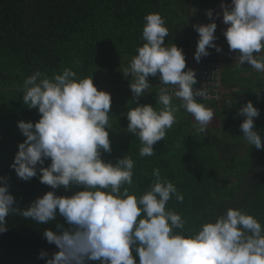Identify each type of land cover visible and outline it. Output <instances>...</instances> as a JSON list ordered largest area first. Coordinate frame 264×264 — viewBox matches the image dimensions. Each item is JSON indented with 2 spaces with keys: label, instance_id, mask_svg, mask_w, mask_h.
I'll list each match as a JSON object with an SVG mask.
<instances>
[{
  "label": "clouds",
  "instance_id": "1",
  "mask_svg": "<svg viewBox=\"0 0 264 264\" xmlns=\"http://www.w3.org/2000/svg\"><path fill=\"white\" fill-rule=\"evenodd\" d=\"M220 7L227 25L223 36L229 51L235 53L236 66L247 64L264 73V0H230ZM206 16L212 20V10ZM144 21V43L122 73L130 77L134 101L148 93L149 77L160 79L159 110L151 104H136L126 112L125 131L139 138V156L150 157L176 122L180 108L193 117L199 133L207 131L214 113L197 100L207 99L208 93L202 86L194 87L196 72L185 70L183 50L165 44L169 30L164 18L149 13ZM192 27L199 37L194 52L197 63L211 54L209 49L222 51L215 43L214 20ZM76 77L65 68L52 78L36 71L23 82L22 102L36 109L40 118L35 123L17 122L25 139L9 167L21 181L36 177L52 190L19 208L6 177H0V234L8 230L11 214L41 225L55 222L42 234L56 247L51 256L39 252L38 259L45 264H264V226L254 216L228 208L214 222L185 235L186 221L166 207L173 197L183 202V195L161 178L159 169H153L155 180L147 191L139 197L130 194L124 186L133 184L134 160L130 156L115 163L102 159L103 153L112 150L111 95L98 90L92 76ZM174 99L181 103L174 104ZM237 114L244 117L239 125L244 140L264 150L262 137L254 130L259 110L248 101ZM46 160L50 163L44 167ZM57 189L72 194L57 195Z\"/></svg>",
  "mask_w": 264,
  "mask_h": 264
},
{
  "label": "trees",
  "instance_id": "2",
  "mask_svg": "<svg viewBox=\"0 0 264 264\" xmlns=\"http://www.w3.org/2000/svg\"><path fill=\"white\" fill-rule=\"evenodd\" d=\"M225 0H0V177H6L10 193L16 197V206L27 207L37 197L52 190L34 177L21 181L9 167L25 137L17 127L18 121L37 122L40 114L22 102L24 80L36 71L48 78L70 68L77 79L92 76L98 90L112 93L120 89L118 104L109 113L111 153L102 159L115 163L130 156L135 164L133 184L129 193L137 197L147 191L155 180L153 169H159L161 178L172 182L183 195V202L173 197L167 209L186 221L184 234L196 231L201 224L223 215L228 208H237L254 216L264 226V150H257L243 138L239 125L244 117L238 110L248 101L259 110L254 118V130L264 144V77L251 75L243 80L237 72L246 71L226 61L214 49L210 55L220 58L221 87L218 92L202 74L210 60L194 59L198 33L193 24L214 22L221 2ZM229 1V0H226ZM212 10L213 19L206 16ZM159 13L169 30L165 44H174L183 50L186 69L196 72V88L208 87L207 99L201 100L214 113L205 133H199L193 117L183 108L176 114V122L158 142L155 155L140 157L142 144L138 137L127 133L126 112L136 104L156 102L161 88L159 77H149L148 93L133 100L130 88L118 83L123 78L122 68L129 62L125 56H135L143 45L141 39L144 17ZM219 29L214 35L218 37ZM121 65V66H120ZM104 74L107 76H100ZM217 76V74H213ZM114 77L115 79H112ZM203 78V79H202ZM129 81L130 77H127ZM129 83V82H128ZM242 88L240 96L234 89ZM259 89V95L256 93ZM232 92V94H229ZM226 94L218 99L221 94ZM173 103L181 102L174 99ZM115 123V124H114ZM50 161H45L47 167ZM39 175V174H38ZM80 190L74 188L72 191ZM57 189V195H71ZM60 219L59 217L57 218ZM8 230L0 234V264H45L38 259L41 250L56 251L43 238L48 225L36 224L19 214L7 217ZM181 232V230H175Z\"/></svg>",
  "mask_w": 264,
  "mask_h": 264
},
{
  "label": "rangeland",
  "instance_id": "3",
  "mask_svg": "<svg viewBox=\"0 0 264 264\" xmlns=\"http://www.w3.org/2000/svg\"><path fill=\"white\" fill-rule=\"evenodd\" d=\"M230 4V0L229 1H223V2H221V4ZM217 22H218V29H219V33L221 32V30H223V22H222V13H221V7L219 6V9H218V15H217ZM125 59L126 60H128V62L130 63V61H131V59H132V57L131 56H125ZM129 65V64H128ZM128 65L126 66V67H128ZM121 66V65H120ZM126 67H123L122 68V70L124 69V68H126ZM121 70V71H122ZM100 76H107V75H104V74H100ZM112 79H115L114 77H111ZM92 79H93V83H94V85L96 86V82H98V81H103L104 79H101V78H96V79H94V77H92ZM128 79H127V77H125L124 75H123V78H119L118 80H117V82L118 83H121V86H125V88H128L129 87V83H130V79H129V83L128 82H126ZM220 80V85H221V79L219 78L218 79V81ZM204 82V81H203ZM206 90H208L207 89V87H204ZM103 91H106V92H108V93H110V95H111V107L112 108H116L117 106H113L115 103L116 104H118V96L120 95V89H119V91L117 90V89H115V91H112V93L111 92H109V91H107V90H105V89H102ZM234 93L235 92H237V94L240 96L238 99H236V100H241V96H242V94H243V92H242V88L240 89V90H234L233 91ZM229 94H232V92H230ZM223 96H226V94L224 93V94H221L219 97H218V99H220V98H222ZM244 104H242L241 105V107L243 106ZM110 111H112L111 110V108H110ZM177 113H179V111L177 112ZM176 113V114H177ZM115 124V123H114Z\"/></svg>",
  "mask_w": 264,
  "mask_h": 264
},
{
  "label": "crops",
  "instance_id": "4",
  "mask_svg": "<svg viewBox=\"0 0 264 264\" xmlns=\"http://www.w3.org/2000/svg\"><path fill=\"white\" fill-rule=\"evenodd\" d=\"M226 27H227V25L223 24V30H221L220 33L218 32V34H217L218 37H217L215 43L222 48V51L220 53H218V54L220 56H222V58H224V60L229 61V62L230 61H234L235 62V60H234L235 59V53L229 51L227 42H226V40H225V38L223 36V31L226 29ZM214 52H216V51H214ZM234 66H236V62L234 64ZM242 67L246 71L242 72L239 69V71L237 72V74H238L237 77L238 78H241V79L246 81V79L244 77H248V76H251V75L255 76L254 79L256 78V76L260 77V75H262L264 77V73L257 72L255 69H253L251 66H249L247 64H245L243 66H240L239 68H242ZM234 90H236V89H234Z\"/></svg>",
  "mask_w": 264,
  "mask_h": 264
},
{
  "label": "built area",
  "instance_id": "5",
  "mask_svg": "<svg viewBox=\"0 0 264 264\" xmlns=\"http://www.w3.org/2000/svg\"><path fill=\"white\" fill-rule=\"evenodd\" d=\"M201 59L203 60H210L212 61L213 63H210V64H207V70L206 71H203L202 74L204 76V79L203 81L205 80L206 81V85L209 84L210 87H213L216 89V92H218L219 88L221 87L220 85V80L218 81V79L220 78V65H216L214 64L217 60L220 58L217 57L216 55H209L207 57H202ZM215 59V60H214ZM213 74H217V76H214ZM162 87V86H161ZM207 89H209L207 87Z\"/></svg>",
  "mask_w": 264,
  "mask_h": 264
}]
</instances>
